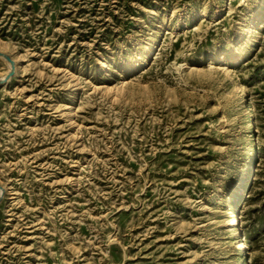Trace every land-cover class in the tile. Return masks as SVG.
<instances>
[{"label": "rangeland", "instance_id": "1", "mask_svg": "<svg viewBox=\"0 0 264 264\" xmlns=\"http://www.w3.org/2000/svg\"><path fill=\"white\" fill-rule=\"evenodd\" d=\"M263 12L0 0V264H238L221 224L254 146L238 86L258 146L240 217L264 264Z\"/></svg>", "mask_w": 264, "mask_h": 264}, {"label": "bare ground", "instance_id": "2", "mask_svg": "<svg viewBox=\"0 0 264 264\" xmlns=\"http://www.w3.org/2000/svg\"><path fill=\"white\" fill-rule=\"evenodd\" d=\"M264 12L258 16L257 22L263 19ZM256 28V20L252 21L250 26L247 28L249 31ZM0 59L6 61L5 57L0 56ZM226 60L225 55L222 54L220 56H215L210 59L209 65H222L223 62ZM8 70L11 69V64L7 62ZM243 94L244 97V106L245 113L247 116V129H249L252 133L251 140L254 142V146L250 149L249 158L250 161L247 162V173L240 180V182L234 187L233 195L229 198V204L227 205V210L223 212V218L221 224L226 228L227 232L229 233L232 244H233V251L237 257L238 264H249L250 260V253L248 252V245L246 243V238L243 233L241 217H240V203L242 198L244 197V193L246 191V186L248 184V179L254 171L257 156H258V146L256 144L257 136H256V129L254 125V112L249 106L248 101L246 100V91L242 86H238ZM251 180V179H250ZM248 181V182H247ZM247 182V183H246ZM2 194V190L0 189V195Z\"/></svg>", "mask_w": 264, "mask_h": 264}, {"label": "water", "instance_id": "3", "mask_svg": "<svg viewBox=\"0 0 264 264\" xmlns=\"http://www.w3.org/2000/svg\"><path fill=\"white\" fill-rule=\"evenodd\" d=\"M0 56H4V57L7 59V61L11 64L12 71H11V72L9 73V75H8V77H10V76L13 74V70H14V61H13L10 57L6 56L5 54H3V53H1V52H0Z\"/></svg>", "mask_w": 264, "mask_h": 264}]
</instances>
